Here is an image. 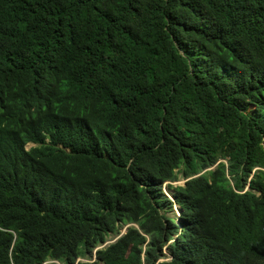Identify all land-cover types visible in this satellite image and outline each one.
Listing matches in <instances>:
<instances>
[{
    "label": "trees",
    "instance_id": "obj_1",
    "mask_svg": "<svg viewBox=\"0 0 264 264\" xmlns=\"http://www.w3.org/2000/svg\"><path fill=\"white\" fill-rule=\"evenodd\" d=\"M210 239L264 262V0H0V264H222Z\"/></svg>",
    "mask_w": 264,
    "mask_h": 264
},
{
    "label": "clouds",
    "instance_id": "obj_2",
    "mask_svg": "<svg viewBox=\"0 0 264 264\" xmlns=\"http://www.w3.org/2000/svg\"><path fill=\"white\" fill-rule=\"evenodd\" d=\"M37 96V99L40 101L41 103V107L38 108V110H34L33 112H39V111H42L43 113L44 112H47L49 110V107L52 105V104H56V99H55V94L50 90V88L48 90H42L40 91L39 93L36 94ZM31 145H33L32 142H29ZM28 143V144H29ZM29 145V146H31ZM27 146V147H29ZM183 178V184L184 182L186 181L187 178H184L181 176L180 179ZM179 179V180H180ZM179 180H176V181H173L172 183L175 184L174 182H177ZM178 184V183H176ZM249 189V186H248V183H246V185L244 186V189L242 190V192L246 191ZM169 198L172 200V206H173V203L176 204L175 208L177 209V211H179V205L178 203L175 201V199L173 198V194L169 196ZM174 207V206H173ZM179 215V214H178ZM179 222V221H178ZM177 224V223H176ZM129 225H134V223H128L125 225V231L127 229V226ZM179 226L180 229H183L182 225L179 223L177 224ZM124 231V232H125ZM181 231V230H179ZM123 231H121V233L118 235L120 236L122 233H124ZM177 231H173L172 234H177L176 233ZM118 236H116L115 238H117ZM110 241V240H109ZM107 241V242H109ZM106 242V243H107ZM105 243V244H106ZM164 247V246H163ZM168 247V245H167ZM210 249H214V252L218 251V253L222 250V252H220L218 255L220 256V254L222 253L223 256H224V259L222 261H219L220 263H225L224 261L229 258L233 261H237V264H264V262H261V258L260 256L256 255L255 253L251 252V251H244L242 252L243 254H240V255H237V256H230L229 255V251H228V246L226 245V248L225 249H222V248H218L214 243L213 241L210 239V245L208 246ZM164 252V251H163ZM165 253V252H164ZM168 254V253H166ZM84 260V259H83ZM234 264V263H233Z\"/></svg>",
    "mask_w": 264,
    "mask_h": 264
},
{
    "label": "rangeland",
    "instance_id": "obj_3",
    "mask_svg": "<svg viewBox=\"0 0 264 264\" xmlns=\"http://www.w3.org/2000/svg\"><path fill=\"white\" fill-rule=\"evenodd\" d=\"M31 145L30 143L27 144V146ZM175 184L178 183V184H183V178L180 179L179 181L177 182H174ZM163 190L164 192L166 193V195L170 196L172 195V190L170 189L169 186H167V184H163ZM174 206V207H173ZM173 206L170 210H168L167 212H164V208L161 209V212H164L166 216H168L169 218L173 219L177 224H179V211H177V209L175 208L176 204L173 203ZM121 231H125V226L121 229ZM184 231V230H183ZM181 231H179V234H180ZM172 239H170L168 241V243H171L172 241H174V239H178L179 238V235L178 234H172ZM163 251L165 253H170V246L167 247V245H165L163 247Z\"/></svg>",
    "mask_w": 264,
    "mask_h": 264
}]
</instances>
